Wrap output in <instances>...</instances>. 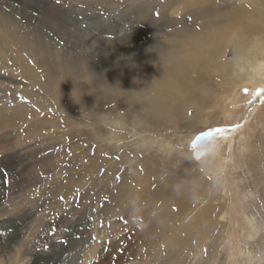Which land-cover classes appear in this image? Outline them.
I'll return each mask as SVG.
<instances>
[{"label":"rangeland","instance_id":"rangeland-1","mask_svg":"<svg viewBox=\"0 0 264 264\" xmlns=\"http://www.w3.org/2000/svg\"><path fill=\"white\" fill-rule=\"evenodd\" d=\"M232 10L242 11V16L256 25L254 35L239 46L242 54L251 56L249 49L255 52L264 47V27L255 20L256 14L264 20V0H0V21L8 22L27 45L30 41L42 55L58 57L56 53H59L63 65L75 68L81 65L83 57L88 55L85 52L91 48L106 51L113 61L119 55L135 60L138 54L141 57L134 64L142 65L154 51L170 44L167 37L171 38L177 29L203 34L210 27L211 18L225 16ZM239 18L236 16V20ZM60 45L66 49L58 51ZM90 65L93 66V61ZM226 70L232 72L231 67ZM10 71L12 74L0 70V264H156L157 261L169 264L163 255L156 261L160 249L145 240H151L154 234L150 232L148 216L144 215L147 220L143 216L149 213V206L143 200L151 201L156 196L144 193L148 187L139 186L142 182H137L138 174L142 176L148 170H139L136 162L148 153L162 164V171L165 167L171 173L174 170L170 164L183 159V150L201 165L219 143H223L225 150V167L215 177L199 168L200 175H204L212 189L218 188L219 194L213 208H198V211L216 217V221L221 217L216 214L220 213L223 227L217 226L215 231L219 232L211 233L217 241L209 248L213 250L211 257L203 243H199L181 263L264 264V151H260L264 150V92L254 98L252 92L256 89L253 91L252 86L239 88L237 105L227 108L219 100L209 104L215 106V111L209 117L212 121L208 127L200 125L199 139H190L184 128L178 129L165 119L157 122L158 131L150 126L132 125L134 131L125 132L118 127L125 120L118 110L113 111L109 127L102 128L111 145L100 143L105 149L100 151L108 152L111 162L120 163L125 173L115 167L112 179H105L101 182L105 183L103 186H97L100 184L94 185L97 174L94 172L98 170V177L102 176L100 166L91 169L94 175L86 174L84 178L81 174L82 166H87L96 155L94 149L98 145L91 122L86 120V124L79 126L81 122L74 114L62 110V102L52 100L36 103L31 112L38 109L37 112L17 121L16 112L26 113L23 103L32 102L21 92L13 96L14 88L23 91L27 85L19 71ZM202 75L203 84L223 81L231 88L234 80L232 76L222 80L218 74ZM14 101L15 113L7 109L14 106L10 105ZM39 108L44 109L39 111ZM59 116L63 119V132L57 128L55 134L49 133L53 126L57 127L54 121ZM76 132H82L83 139L74 138L72 134ZM209 132L212 136L207 135ZM38 133L41 136L35 137ZM142 144L150 148L143 152ZM170 149L174 153L170 154ZM100 160L107 161L106 157ZM74 174L79 175L78 180ZM68 176L74 177L73 188L67 186ZM201 179L198 177L196 183L201 184ZM143 185L148 186L144 182ZM188 186L195 185L188 183ZM80 187L85 191H78ZM177 188L174 193L178 192ZM137 192L145 204L142 213L133 220L130 211L140 199ZM201 194L197 187L193 195L199 200ZM130 198L135 203L126 206ZM160 203L155 204L160 206ZM118 206L126 213H118ZM104 208L113 211L111 216L104 214Z\"/></svg>","mask_w":264,"mask_h":264},{"label":"bare ground","instance_id":"bare-ground-1","mask_svg":"<svg viewBox=\"0 0 264 264\" xmlns=\"http://www.w3.org/2000/svg\"><path fill=\"white\" fill-rule=\"evenodd\" d=\"M238 15L240 18L236 20ZM255 20L257 24H262L264 27V20L259 15L256 14ZM8 24V22L0 21V56H2L0 70L9 74H12L10 69L19 71L20 74H18L22 80H25L23 83L27 87L23 91L14 88L13 96L21 92L32 102L31 105L23 103L22 106L25 107L26 113L18 114L16 112L17 121L24 120L37 112L38 109L31 112L32 107H36V103L40 105L44 101L52 100L57 103L62 102L64 104L62 110L65 109V112L74 114L75 119L81 122L78 123L79 126L86 124V120L91 122L93 131L97 132L95 144L98 145L94 149L96 155L89 160L87 166H82L81 174L85 178L88 176L86 174H93L91 169L100 166L103 175L98 177L99 171L95 170L94 172V174L97 172L94 185L100 184L97 186H103L105 183L101 182L105 179L106 181L112 179V175L116 171L115 167L125 173V168L120 163L113 164L111 162L108 152L100 151L105 150L100 143L111 145L107 135L102 133L104 132L102 128L109 127L113 111L118 110L126 122L116 124L122 131L132 133L134 131L132 125L137 128H141V125L145 128L150 126L158 131L159 123L157 122L165 119L171 120L178 129L184 128L191 137L190 139H196L195 137L200 134V125L208 127L212 121L209 117L213 115L215 106H209V104L219 100L227 108L233 104L237 105L239 103L237 101L239 88L246 89L252 86L253 91L256 89L255 93L252 92L254 98L264 92V47L258 48L255 52H252L253 48L249 49L248 54L253 53L251 56H245L240 52L239 46L249 36L254 35L253 31L256 25L251 24L250 20L245 15L242 16V11L239 10H232L225 16L214 20L211 18L209 20L210 27L200 35L191 33L184 28L177 29V32L171 34V38L167 37L170 44L167 40L168 44L162 45L158 52L154 51V54L152 53L146 63L142 65L134 64L137 63L134 61L141 57L138 54H136L135 60L132 57H124V59L119 55L113 61L108 58L106 51L98 52L94 48L85 52L88 55L83 57L84 61L76 68L63 65L59 53H56L58 57L42 55L30 41L27 45L26 41ZM50 42L49 40L48 43ZM55 47L57 48V46ZM64 48L65 46L60 45V48L57 49L61 51ZM88 60L89 63H87ZM92 61L93 66L90 65ZM228 67H231V73L227 72ZM202 74H209L211 77L218 74L221 75L222 80L232 76L234 80L231 83V88L226 85L229 83L225 81V83H222L223 81L221 83L209 81L208 84H203L202 77L204 75ZM225 85L227 87H223ZM25 92H30V94ZM198 97L199 99H196ZM14 99L18 101V98ZM38 101L40 102L38 103ZM10 105L14 106L7 107V109L11 108L12 112L15 113L16 102L14 101V104ZM43 109L39 108V111ZM60 117L54 121L57 127L53 126L49 133L55 134L57 128L63 132V119ZM39 136H41L40 133L36 134L35 137ZM72 136L74 138L82 136L83 139L84 134L76 132ZM222 147L223 143L217 144V150L208 153L205 163L201 165L193 162L188 152L183 150L182 152L185 154L183 159L179 160L178 158L175 163L170 164L174 170L171 173L165 167L162 171V164L158 163L155 157L152 158L148 153L138 158L136 163L140 166L139 170L146 168L148 172H143L142 176L138 174L137 182H142L139 186L148 187L144 193L148 192V195L154 194L156 196L151 201L150 199L148 201L143 200L149 206V209L147 208L149 213H145L143 216H148L152 226V230L150 226L149 230L154 234L150 236L151 240L145 239L148 240L146 243L153 244L160 249L156 255V261L164 256V258L169 259V264H182L183 257H187L191 249L199 243H203L204 248L208 250V253H211L209 257L213 254L212 248L210 250L209 248L217 241L215 242L211 233L219 232L215 230L217 226L223 227L224 218L220 213H217L216 216L221 217L216 221V217L198 211V208H209L210 206L213 208V203L216 201L215 196L219 194L216 193L218 188L212 189L210 183L204 180V175H200L199 168H202L204 173L210 176L214 174L215 177L217 172L225 167V150ZM143 148V152H145L150 148V145L144 144ZM169 153L174 152L170 149ZM102 157H106L107 161L102 162L100 160ZM174 173H178V177H174ZM74 175L78 180L79 175ZM200 176L202 182L198 184L196 182L198 177L201 178ZM73 178V176L67 177V186L70 188L74 187ZM128 179L127 181H129ZM143 182L146 185L151 183L144 186ZM188 183L195 186H188ZM177 186L178 192L174 193ZM197 187L202 192L199 200L193 195L197 191ZM78 191L84 192L85 190L80 187ZM189 191L192 195L188 193ZM183 194L185 196L182 198ZM93 195L95 196V192ZM136 197H139L138 200L141 202L142 197L139 192H137ZM171 200L172 202H170ZM130 202L135 203L130 198L128 201L126 200L127 204L125 205L129 206ZM156 202H161V205H156ZM170 204L171 206H168ZM118 207V213H126L123 208ZM60 208L62 209V206ZM108 209L104 208L103 212L104 214L109 213L111 216L113 211ZM141 218L143 219V217ZM208 219L212 220L209 221ZM155 226L160 227L157 229ZM254 230L258 232L257 229ZM256 237L254 236V238ZM250 240H253V237ZM156 264H159L158 261Z\"/></svg>","mask_w":264,"mask_h":264},{"label":"clouds","instance_id":"clouds-1","mask_svg":"<svg viewBox=\"0 0 264 264\" xmlns=\"http://www.w3.org/2000/svg\"><path fill=\"white\" fill-rule=\"evenodd\" d=\"M212 150L216 151L217 148L213 147ZM143 211V203L137 201L136 202V206L130 211V217L135 220L136 216H138L139 214H141Z\"/></svg>","mask_w":264,"mask_h":264},{"label":"snow or ice","instance_id":"snow-or-ice-1","mask_svg":"<svg viewBox=\"0 0 264 264\" xmlns=\"http://www.w3.org/2000/svg\"><path fill=\"white\" fill-rule=\"evenodd\" d=\"M208 136H212V132L207 133ZM199 139V137H197ZM195 142H193L192 147L195 148ZM199 159V157H197Z\"/></svg>","mask_w":264,"mask_h":264}]
</instances>
